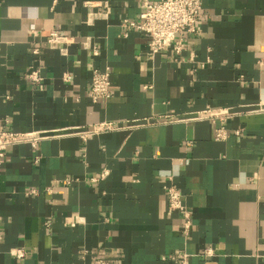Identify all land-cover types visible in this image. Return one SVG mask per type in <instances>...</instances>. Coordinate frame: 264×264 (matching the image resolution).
I'll use <instances>...</instances> for the list:
<instances>
[{
	"label": "crops",
	"instance_id": "obj_1",
	"mask_svg": "<svg viewBox=\"0 0 264 264\" xmlns=\"http://www.w3.org/2000/svg\"><path fill=\"white\" fill-rule=\"evenodd\" d=\"M144 1L0 0V129L29 133L0 162V264H264V0H203L180 52L154 55L122 24ZM94 67L113 84L96 102Z\"/></svg>",
	"mask_w": 264,
	"mask_h": 264
},
{
	"label": "built area",
	"instance_id": "obj_2",
	"mask_svg": "<svg viewBox=\"0 0 264 264\" xmlns=\"http://www.w3.org/2000/svg\"><path fill=\"white\" fill-rule=\"evenodd\" d=\"M203 0H145L143 9L140 12L137 21L124 19L122 24L128 29H135L148 37V52L151 55L163 51L168 48H173L176 52L181 50V36L186 33L197 32V21L200 16ZM108 16V11H91L88 13L87 22L93 23L97 18H105ZM67 36L60 34L57 30H52L49 33L47 41L57 42L66 41ZM33 53H38V48H33ZM93 54H98L96 47L92 49ZM26 76L33 81L40 79V69L31 66L26 72ZM66 80L70 75L65 73L63 76ZM113 84L110 80V73L107 68L99 69L92 68L91 80L89 87V97L93 102L100 98H107L112 94ZM105 129H113L120 127V123L113 121L102 122ZM239 130H236L238 133ZM88 131L81 132L82 138H86ZM29 133L14 131L7 128L0 129V162L6 154L8 146L25 140V136ZM226 136L223 128H219L215 132V137L221 139ZM31 141L37 137L30 138ZM167 205L169 210H175L182 215L181 232L187 236L191 227V213L183 202V194L179 188L171 183L166 186ZM73 222H78L77 217ZM2 232L0 231V239ZM15 257H23L24 250L16 248L13 251ZM213 251L210 247L202 251V255H210ZM191 253L184 249H176L170 255V258L176 264H188V259ZM93 264H110L109 259L99 257L94 260Z\"/></svg>",
	"mask_w": 264,
	"mask_h": 264
}]
</instances>
